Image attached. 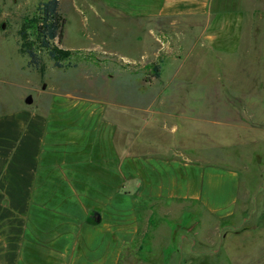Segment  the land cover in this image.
Returning <instances> with one entry per match:
<instances>
[{"label":"crops","instance_id":"1","mask_svg":"<svg viewBox=\"0 0 264 264\" xmlns=\"http://www.w3.org/2000/svg\"><path fill=\"white\" fill-rule=\"evenodd\" d=\"M100 2L105 18L203 19L197 29H169L185 45L229 51L241 41L243 13L223 8L226 0ZM158 65L159 76L151 74L140 95L144 106L50 92L0 119V264H121L154 215L160 222L186 203L233 216L238 174L204 157L192 124L201 119L196 66L164 65L174 69L160 87ZM77 114L86 119L73 130ZM113 114L116 124H105ZM89 117L98 138L68 140V133L92 131Z\"/></svg>","mask_w":264,"mask_h":264},{"label":"rangeland","instance_id":"2","mask_svg":"<svg viewBox=\"0 0 264 264\" xmlns=\"http://www.w3.org/2000/svg\"><path fill=\"white\" fill-rule=\"evenodd\" d=\"M41 1L0 0V119L28 94L35 101L31 106H36L34 99L50 92H71L123 108L144 106L148 101L140 95L153 64L163 66L160 87H165L174 68L164 65L193 62L191 76L198 79L194 90L200 98L193 103L201 119L192 124L201 133V150L209 162L232 168L239 177L230 219L202 205H178L161 214L160 222L152 217L146 237L121 264H264V0L221 3L243 13L241 41L229 51L193 46L192 40L185 45L182 35L175 38L169 30L197 29L203 19L129 18L112 12L105 18L100 0H59L65 19L60 46L74 50L77 65L55 67L40 49V71L29 66L20 51L18 30L24 21L35 19ZM173 85L171 81L169 87ZM71 119L75 130L86 117L77 114ZM89 119L92 131H75L66 138H98L95 117ZM102 120L116 124L114 114ZM109 137L112 140V133Z\"/></svg>","mask_w":264,"mask_h":264},{"label":"trees","instance_id":"3","mask_svg":"<svg viewBox=\"0 0 264 264\" xmlns=\"http://www.w3.org/2000/svg\"><path fill=\"white\" fill-rule=\"evenodd\" d=\"M64 17L60 14L59 0H44L37 5V16L31 23L23 22L18 35L20 37V51L28 57V65L42 71L44 64L38 50L43 49L58 68L74 67L73 49L60 46L63 37ZM88 58V57H86ZM153 76H159V65H153ZM152 224V219H148Z\"/></svg>","mask_w":264,"mask_h":264},{"label":"water","instance_id":"4","mask_svg":"<svg viewBox=\"0 0 264 264\" xmlns=\"http://www.w3.org/2000/svg\"><path fill=\"white\" fill-rule=\"evenodd\" d=\"M24 101H25V103H27V104H31L32 101H33V97H32V95H31V94H28V95L25 97Z\"/></svg>","mask_w":264,"mask_h":264}]
</instances>
